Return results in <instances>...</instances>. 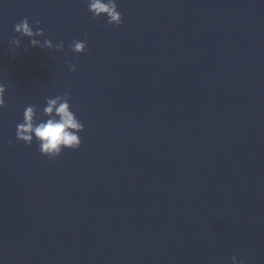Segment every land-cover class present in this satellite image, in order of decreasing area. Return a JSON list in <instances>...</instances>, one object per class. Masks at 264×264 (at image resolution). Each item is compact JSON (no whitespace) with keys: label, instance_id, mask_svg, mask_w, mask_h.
<instances>
[{"label":"water","instance_id":"water-1","mask_svg":"<svg viewBox=\"0 0 264 264\" xmlns=\"http://www.w3.org/2000/svg\"><path fill=\"white\" fill-rule=\"evenodd\" d=\"M117 3L0 0V264H264V0ZM65 92L83 143L52 159L17 125Z\"/></svg>","mask_w":264,"mask_h":264},{"label":"clouds","instance_id":"clouds-1","mask_svg":"<svg viewBox=\"0 0 264 264\" xmlns=\"http://www.w3.org/2000/svg\"><path fill=\"white\" fill-rule=\"evenodd\" d=\"M87 6L94 18L107 16V24L120 26L124 22L123 13L119 11L117 0H87ZM33 22L28 17L15 24V31L20 33V37H29L30 44L33 47L42 49H55L62 51L65 48V42L60 40L54 43L51 38L46 36V30L39 25L41 20L36 19ZM83 40L73 39L68 45L72 52L83 53L87 51V34ZM44 37L43 41L36 37ZM13 38L9 41L12 51L21 46L22 39ZM75 63H69L71 71L76 70ZM6 86L0 83V108L5 106ZM85 128L84 123L79 118L71 105V94L65 92L62 95L46 98V106L38 109L36 105H28L23 113V121L18 123L16 136L18 140L31 146L35 140L38 145V151L55 159L59 157L65 148L78 149L83 143L80 132ZM12 141H9L11 144ZM233 264H245V261L236 255L231 257Z\"/></svg>","mask_w":264,"mask_h":264}]
</instances>
